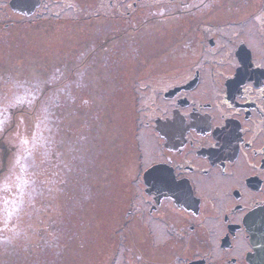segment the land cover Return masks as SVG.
<instances>
[{"label": "rangeland", "instance_id": "rangeland-1", "mask_svg": "<svg viewBox=\"0 0 264 264\" xmlns=\"http://www.w3.org/2000/svg\"><path fill=\"white\" fill-rule=\"evenodd\" d=\"M108 1L77 0L67 8L64 0L57 18H27L0 0V101L23 102L0 122V226L10 201L25 196L48 202L36 211L39 218L26 215L25 238L19 239L39 242V250L30 258L12 256L9 264H152L137 227L118 231L140 184L132 179L139 142L148 158L154 154L151 133L136 130V109L152 108L156 91L182 72L166 75L162 69L169 66L163 61L166 11L157 7L163 0H144L137 10L123 1L113 8ZM129 12L142 17L137 30L134 18H120ZM17 86L33 89L26 96ZM48 135L55 137L53 149L38 151L36 141ZM34 162L44 175L53 165L57 179L34 173L36 181L26 186L30 194L20 195L22 175ZM126 175L130 179H122ZM62 176L67 179L60 183ZM38 228L47 231L41 235Z\"/></svg>", "mask_w": 264, "mask_h": 264}, {"label": "flooded vegetation", "instance_id": "flooded-vegetation-1", "mask_svg": "<svg viewBox=\"0 0 264 264\" xmlns=\"http://www.w3.org/2000/svg\"><path fill=\"white\" fill-rule=\"evenodd\" d=\"M122 1L137 10L144 0L108 5ZM75 3L67 0V8ZM28 4L19 16L57 18L66 5ZM157 7L169 30L162 69L182 76L156 91L152 108L136 109V130L151 133L154 154L148 158L139 142L132 179L140 184L118 231L137 227L152 264H251L248 227L264 209V0H163ZM131 15L120 18H134L137 30L142 17Z\"/></svg>", "mask_w": 264, "mask_h": 264}, {"label": "trees", "instance_id": "trees-1", "mask_svg": "<svg viewBox=\"0 0 264 264\" xmlns=\"http://www.w3.org/2000/svg\"><path fill=\"white\" fill-rule=\"evenodd\" d=\"M17 88H19L21 91H16L17 93L21 94H25L26 96H29V89H33V88H20L19 86H17ZM7 90V88H6ZM6 90H3L1 92V94H6ZM13 99V97H12ZM7 99H3V104H1L0 101V122L2 121V123L4 122L3 116L5 114H9L10 110L9 108L17 109L19 108V106L23 105V102H14L11 103L10 101L5 102ZM74 110V109H72ZM54 126V125H52ZM55 136V134H54ZM54 136L52 135H48L45 137L41 136L39 138L38 141H36V146L38 148V151H41L44 148V145L46 147V151H50L51 149H53L54 147ZM45 151V150H44ZM44 151L39 152L40 154L43 153ZM48 152L45 153V155H47ZM35 162L32 164V168L31 170L33 171V173L29 174L28 172L31 170H26L23 175H22V185H21V193L20 195L23 194V192H28L30 194V192L27 190L26 186L29 182H31V180H35L36 181V177L34 176V173H37L39 177H41V175L43 174L41 172V168H35ZM54 166L49 164V169L47 170L46 175L43 176L44 179H57L54 177ZM70 169V167H69ZM70 173V171H69ZM63 179L61 182H63L65 179H67L65 176H62ZM39 182L42 179H38ZM71 182H67V184H70ZM43 184H40V186H42ZM65 191V188L62 189L61 187V193ZM19 198V197H18ZM16 198L13 201H10L4 208L3 211V220L4 223L2 226H0V264H9L10 262V258H12V256H16V257H21V258H30L33 255H35V251L39 250L38 248V243L37 244H27V242H20L19 239H24V218L31 215V217L36 216L39 218V214L40 213H36V211H43L44 205H47V198L45 199L43 197V199L41 197L35 199L34 197H31L32 199H26L25 196H21L19 199ZM58 196L57 199L58 200ZM26 200V201H25ZM55 201V199H53ZM61 200V199H60ZM32 202V203H31ZM34 203V204H33ZM33 204V205H32ZM35 204H37L35 206ZM36 218V217H35ZM38 220V219H37ZM36 220V222H37ZM12 221L14 223H18L20 225V227L16 226V228H14V225L12 224ZM39 224H41V222H38ZM13 229H17V231H14ZM36 232H40V234L42 235V231H47L46 229H42V228H38L36 229ZM45 238L48 239L47 236H44ZM17 239V240H16ZM53 238H50V241ZM16 240V243H15ZM52 241H54L55 244V240L53 239ZM61 243H58L57 248H59V245ZM62 245V244H61ZM37 246V247H36ZM40 247V246H39ZM55 250V247L53 248ZM45 255V252H44Z\"/></svg>", "mask_w": 264, "mask_h": 264}, {"label": "water", "instance_id": "water-1", "mask_svg": "<svg viewBox=\"0 0 264 264\" xmlns=\"http://www.w3.org/2000/svg\"><path fill=\"white\" fill-rule=\"evenodd\" d=\"M32 0H13L11 7L18 13L29 7ZM259 219V220H258ZM254 222L248 227L250 241L254 248V253L250 254L249 261L251 264H264V209L254 216Z\"/></svg>", "mask_w": 264, "mask_h": 264}]
</instances>
